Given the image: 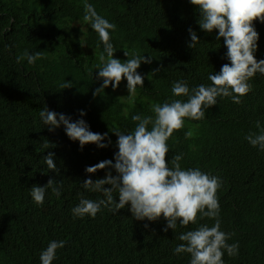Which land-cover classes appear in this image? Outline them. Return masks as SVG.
I'll list each match as a JSON object with an SVG mask.
<instances>
[{"label":"trees","instance_id":"16d2710c","mask_svg":"<svg viewBox=\"0 0 264 264\" xmlns=\"http://www.w3.org/2000/svg\"><path fill=\"white\" fill-rule=\"evenodd\" d=\"M87 2L116 24L111 35L116 57L126 60L125 48L151 57L137 69L145 81L132 99L126 77L119 88L109 85L94 95L102 84L96 66L103 64L104 47L83 19L86 0H0V264H41L40 252L51 239L67 241L53 264H189L190 253L173 252L183 243L179 233L211 225L215 218L198 213L196 222H178L175 230L165 232L163 216L136 219L129 207L118 212L104 207L95 217L75 218L71 209L80 193L103 196L85 189L82 181L107 174V168L96 173L85 168L115 160L118 136L112 130L134 128L137 122L131 117L137 112L155 116L154 103L187 99L173 94L175 80H186L190 87L211 84L208 73L230 63L227 46L223 38L217 40L218 29L201 28L198 6L191 0ZM254 23L260 33L255 55L264 58V22L256 18ZM190 27L200 37L195 48L189 46ZM25 49L43 55L34 64L26 57L18 61ZM65 80L72 86L62 88ZM249 82L251 89L241 102L218 97L203 118L185 117L184 126L168 140L167 159L183 152L182 167H201L223 177L217 192L221 227L231 233L229 243L239 241L238 254L225 250V264H264V151L245 138L260 131L258 120L264 125V74L257 72ZM45 105L73 119L85 109L92 130L108 132L111 143L98 147L89 142L81 148L64 126L49 130L39 115ZM189 129L193 135L186 137ZM50 151L56 154L59 172L42 159ZM51 177L63 180L62 194L49 189L43 205L35 203L30 187Z\"/></svg>","mask_w":264,"mask_h":264},{"label":"clouds","instance_id":"9594fccd","mask_svg":"<svg viewBox=\"0 0 264 264\" xmlns=\"http://www.w3.org/2000/svg\"><path fill=\"white\" fill-rule=\"evenodd\" d=\"M191 3L198 6V23L202 29L209 32L218 29L216 38H223L230 63H224L219 71L208 73L211 84L200 83L190 87L186 80L173 81V94L177 97L186 95L187 99L170 97L162 103H154L152 110L155 116L137 112L131 117L137 122L134 128L128 131L119 128L112 130L118 136L115 160L103 159L85 168L88 173L107 168V174L96 179L88 176L82 181L85 189L103 193V196L93 199L80 193V200L71 211L74 218L86 215L95 217L104 207L115 212L129 207L136 219L154 221L163 216L167 220L165 232L169 228L175 230L178 222L181 225L196 222L198 213L201 217L215 218L211 225L203 223L180 232L178 239L183 243L176 244L173 252L190 253L189 264H225L222 258L225 250L229 255L238 254L239 241L229 243L231 233L221 227V205L217 192L223 186V177L201 167H182L180 161L184 158L183 152H177L170 160L167 159L168 140L174 130L184 126L185 117L195 120L203 118L205 109L217 104L218 97L230 96L234 102H241L251 89L249 78L257 72L264 74V58L258 59L255 55L260 33L254 23L256 18L264 22V0H191ZM83 19L98 33L104 47V54L100 56L103 64L96 66L99 69L97 78L102 79V84L95 89L94 95L100 94L109 85L119 88L126 77L130 93L128 97L132 99L137 85L144 86L145 81L144 74L137 69L142 62L150 63L151 57L145 53H131L126 48V60L116 57L114 53L117 49L111 39L116 24L100 14L95 5L87 0ZM188 31L191 37L189 46L195 48L200 37L195 29L190 27ZM42 55L41 50L25 49L17 60L26 57L28 63L34 64ZM70 86V80H65L61 85L62 88ZM79 111L81 116L73 119L71 115L45 105L39 115L51 131L64 126L69 138L78 140L81 148L89 142H94L98 147H107L111 143L109 133L92 130L84 118L86 110ZM257 126L260 131L249 132L245 138L251 145L264 151V125L258 120ZM184 135L191 137L193 132L189 129ZM106 137L109 138L107 142ZM55 157V152L50 151L42 159L49 169L59 172ZM49 189L59 197L63 191V180L51 177L46 184H33L30 187L33 201L43 205ZM114 192L118 195H114ZM66 243L64 239H51L40 252L41 264H53L58 256L57 250Z\"/></svg>","mask_w":264,"mask_h":264},{"label":"rangeland","instance_id":"374dc122","mask_svg":"<svg viewBox=\"0 0 264 264\" xmlns=\"http://www.w3.org/2000/svg\"><path fill=\"white\" fill-rule=\"evenodd\" d=\"M123 93V92H122Z\"/></svg>","mask_w":264,"mask_h":264}]
</instances>
